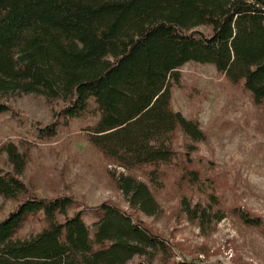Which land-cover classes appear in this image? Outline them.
Here are the masks:
<instances>
[{
	"label": "trees",
	"instance_id": "trees-1",
	"mask_svg": "<svg viewBox=\"0 0 264 264\" xmlns=\"http://www.w3.org/2000/svg\"><path fill=\"white\" fill-rule=\"evenodd\" d=\"M187 62L212 64L263 103L264 0H0V113L11 111L2 98L21 92L62 101L53 115L63 123L90 113L93 102L98 119L88 139L126 169L169 161L177 127L203 137L197 121L171 107ZM56 125L38 137H53ZM1 148L12 170L0 167V195L18 203L0 219V264H225L173 259L167 241L109 203L97 209L91 234L80 210L68 212L71 196L29 193L18 177L26 154L13 142ZM112 176L132 209L157 211L147 183ZM180 204L190 219L204 216ZM39 215L45 226L17 235Z\"/></svg>",
	"mask_w": 264,
	"mask_h": 264
},
{
	"label": "rangeland",
	"instance_id": "rangeland-1",
	"mask_svg": "<svg viewBox=\"0 0 264 264\" xmlns=\"http://www.w3.org/2000/svg\"><path fill=\"white\" fill-rule=\"evenodd\" d=\"M179 71L171 107L197 121L203 137L193 140L177 127L169 161L126 169L103 158L88 139V129L98 119L93 102L90 113L63 123L53 115L62 101L21 92L2 98L11 111L0 113V167L12 170L1 147L13 142L27 157L18 177L29 193L71 196L75 204L68 212L80 210L91 234L97 209L109 203L167 241L175 260L264 264V102L256 104L240 82L229 81L212 64L187 62ZM53 121L56 134L38 137V129ZM112 172L147 183L157 211L146 215L132 209ZM181 201L203 208L202 219H190ZM17 203L0 195V219ZM45 224L41 215L27 219L17 235L27 236Z\"/></svg>",
	"mask_w": 264,
	"mask_h": 264
}]
</instances>
